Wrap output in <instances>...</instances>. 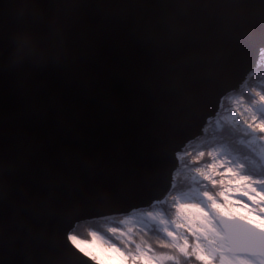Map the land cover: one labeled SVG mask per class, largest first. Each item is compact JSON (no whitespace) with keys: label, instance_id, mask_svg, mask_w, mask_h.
Masks as SVG:
<instances>
[{"label":"water","instance_id":"95a60500","mask_svg":"<svg viewBox=\"0 0 264 264\" xmlns=\"http://www.w3.org/2000/svg\"><path fill=\"white\" fill-rule=\"evenodd\" d=\"M263 50L264 0H0V264H103L71 231L165 198ZM217 222L264 257L263 227Z\"/></svg>","mask_w":264,"mask_h":264},{"label":"trees","instance_id":"16d2710c","mask_svg":"<svg viewBox=\"0 0 264 264\" xmlns=\"http://www.w3.org/2000/svg\"><path fill=\"white\" fill-rule=\"evenodd\" d=\"M259 63V67L249 74L248 85L224 97L221 103L223 110L208 124L206 133L187 146V152L180 158L181 166L176 170L171 194L151 205L150 212L133 210L81 221L70 235L88 239V229L92 228L111 238L127 253L133 254L138 247L147 248L162 264H212L211 260L199 256L191 234L185 249L181 245V236L176 237L181 242L178 243L161 228L158 217L164 213L174 225L181 226L178 215L188 206L176 200L175 195L189 184L198 185L206 195L222 197V187L227 183L224 175H243L254 182L261 179L264 183V167L259 152L264 147V115L258 111L253 116L248 111L250 105L257 106L264 97V50ZM217 147L223 154L218 159L221 161L219 165L213 164L212 153ZM227 165H230L228 172L220 170ZM204 167L210 168L211 173L199 181L196 175L202 173ZM148 213L157 215V219L149 220Z\"/></svg>","mask_w":264,"mask_h":264},{"label":"rangeland","instance_id":"374dc122","mask_svg":"<svg viewBox=\"0 0 264 264\" xmlns=\"http://www.w3.org/2000/svg\"><path fill=\"white\" fill-rule=\"evenodd\" d=\"M260 100L264 101V97ZM222 110L223 108L220 109V111ZM248 111L253 116L258 114L259 102L257 106L250 105ZM261 149L260 155L264 156V147ZM221 151L222 149L219 147L213 151V164H220L221 161L218 159L223 155L220 154ZM185 152L187 150L179 152L178 157H184ZM228 167L230 165L221 167L220 170L224 173L228 172L230 170ZM210 173V168L204 167L202 173L196 175V178L200 181ZM224 177L227 183L222 187V197L215 194L213 196L206 195L198 185L196 187L189 184L185 189H182L179 194L175 195V199L188 206L178 215L179 223L181 226L183 225L184 229L179 225H174L164 213L158 217L161 228L178 243L181 242L176 237L181 236L183 240L181 245L185 249L190 243L189 235L191 234L194 248L199 256L205 260H211L212 264H264V257L228 253L224 232L217 222V216L220 213L237 214L264 228V183L260 181L261 179L254 182L253 179H248L243 175H224ZM169 194L171 191L167 195ZM142 211L150 212L151 207ZM148 214L149 220L157 219V215ZM88 232V239L73 235H70V238L79 248L100 263L162 264L161 260L153 256L147 248L138 247V250L136 249L133 254H130L121 249L111 238L97 233L92 228H89Z\"/></svg>","mask_w":264,"mask_h":264},{"label":"bare ground","instance_id":"6f19581e","mask_svg":"<svg viewBox=\"0 0 264 264\" xmlns=\"http://www.w3.org/2000/svg\"><path fill=\"white\" fill-rule=\"evenodd\" d=\"M100 218V217H99ZM96 219V218H95ZM91 220H93V219H91Z\"/></svg>","mask_w":264,"mask_h":264}]
</instances>
